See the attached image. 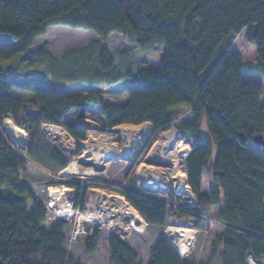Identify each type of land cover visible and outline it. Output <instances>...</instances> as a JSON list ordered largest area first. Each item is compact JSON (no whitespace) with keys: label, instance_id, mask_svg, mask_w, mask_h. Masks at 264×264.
Returning a JSON list of instances; mask_svg holds the SVG:
<instances>
[{"label":"trees","instance_id":"1","mask_svg":"<svg viewBox=\"0 0 264 264\" xmlns=\"http://www.w3.org/2000/svg\"><path fill=\"white\" fill-rule=\"evenodd\" d=\"M51 27L89 31L100 37L99 42L85 47L93 52L91 65L85 68L93 69L95 83L114 69L115 62L103 42L112 34L121 35L136 50L149 51L162 45L165 52L159 68L141 70L133 84L126 86L125 104L103 105L99 92H62L47 85L41 74L17 72L21 64L55 61L48 49H32L33 41ZM242 32L245 42L256 47L255 63L242 62L230 51ZM221 48L220 59L202 77ZM84 69L83 75H77L81 81L90 73ZM250 73L264 79V0H0L1 264H78L66 247L68 224L60 221L45 232L41 228L46 221L45 206L36 202L37 187L21 179L26 177L23 170L28 159L51 171L69 162L45 140L41 125L60 126L71 112L79 121L98 107L102 127L148 122L153 129L151 141L170 128H176L185 140L191 139L193 149L179 167L196 199L193 212L167 207V200H179L172 191L159 193L156 198L147 191H121L148 225L166 227L168 214L173 212L177 218L194 219V227L200 228L199 216L207 217L217 208V218H212L226 227L215 238L214 257L220 264H247L251 256L262 264L264 153L252 138H264V103L260 102L261 85L243 78ZM27 105H34L36 112L31 113ZM4 118L29 132L25 151L9 141L3 130ZM74 125L65 129L77 142L79 152L78 142L84 140L85 130ZM205 174L216 190L202 188ZM131 180L134 186V178ZM69 185L75 188L79 209H83L85 190L91 185ZM135 225L136 221L132 227ZM104 239L109 264H141L127 240L117 234ZM101 240L98 230L84 239L82 247L87 256L94 254ZM149 254L147 264H190L162 237Z\"/></svg>","mask_w":264,"mask_h":264},{"label":"rangeland","instance_id":"2","mask_svg":"<svg viewBox=\"0 0 264 264\" xmlns=\"http://www.w3.org/2000/svg\"><path fill=\"white\" fill-rule=\"evenodd\" d=\"M45 33V35L33 41L32 49H38L41 47L48 49V51L54 55L55 61L49 59L42 61V63L31 64V66L21 64L18 66L17 72H33L41 74L45 77V82L47 85L53 88L55 87L62 92H68L71 94L81 93L84 95L87 94L88 91L99 92L104 100L103 105L110 104L118 106L125 104L128 100V94L125 89L126 86L133 84L135 81L134 79L137 78L141 70L145 68H159L160 58L165 52L164 46L162 45L154 46L149 49V51L136 50L133 44L128 40H124L121 35L117 33L112 34L105 41L103 40V42L107 48V52L111 60L115 62V66L113 70L105 72L104 76L99 80V82L97 81L99 84L97 85V82L95 83V79H93V69H91V67H89L90 69L85 68L88 64H90L89 59L93 54L91 48L85 47H90L91 45L93 46L95 42L100 41V37L89 31H80L76 29L71 30L66 27H51L48 28ZM255 50V45L245 42L243 32L235 38V41L230 46V51L234 54L236 53L240 61L246 63H255ZM222 53V48L215 52L212 61L206 66L202 77H204V75L214 68ZM82 68H85V71L88 70V72H90L86 81L77 79V75H83L81 73ZM243 78L246 80L251 79L253 82L257 84L259 83L261 85L263 88V95L260 98V102L264 103L263 77H261L260 74L250 73L249 75L243 74ZM26 108L33 114L37 110L34 105H27ZM99 109L100 107L90 109L88 115L86 116L87 118L79 121H76L74 118L75 112H71L66 115V117H64L62 125L60 126H52L51 124L47 125V123L41 125V130L45 140H47L53 148L65 154L69 158V162L75 160L85 151L83 144L89 142L96 143V140L89 138L88 125H85L83 122H91L94 124V131L98 134L111 133L113 135V139L110 143H114L113 145L119 152V154H116L117 156L119 155L118 158H111V160L107 162L104 172L101 171L100 175L90 177H79L73 174H64L61 172V170L65 167L58 169V171H51L49 168H46L45 166L28 159L29 162L23 170V174L26 177L22 178L21 182L28 184L30 183L29 185L37 187V190L34 193L36 202H41V204L45 206L46 216V221L41 225V228L45 232H49L58 222H66L69 226L65 232V235L68 237L66 247L70 252V257L78 264H109L110 259L108 260V246H106V241L104 239L109 234H117L122 240H127L128 245L133 248V250L136 252V255L138 254L139 258L141 256L142 260H146L149 257L148 252L150 248L155 245V242L158 240V238L162 237L168 243L166 238V231L168 228L178 230L186 229L189 231V234L185 232L188 235H186L184 238H187L189 241L190 239L193 241L190 246L183 243V240L180 242L177 241L180 248L177 253L180 255V253L188 252L185 257L180 256L181 258L185 259L187 257V260H189L191 264H220L218 258L216 256L214 257L212 254V249L215 243V238L216 236L218 237L222 232L223 227H217L218 225L213 224V222L208 223L206 220L201 219L202 222L200 228H196L194 227V219L187 216H182L180 221L172 219L167 222L166 227L155 228L148 225L147 222L146 225H144L141 222L139 212H137L135 209V211L138 213V217L135 216L137 225L130 228L128 235H122L118 230L115 229V224L108 223L107 219H104L103 225H97V222L91 225L92 223L90 219H88V216H90L92 212L97 213L99 209L103 207V203H96L95 201V199L98 197V194H109L112 197H121L125 201L126 199L121 193L123 189H128L131 191L140 190L142 192L147 191L155 198L158 197L159 190L161 192L172 191V193L175 194L177 192V186H174L172 183L176 180L171 179V177H173L174 169L176 171L178 170L180 174H184L180 170L179 163L182 160H185L187 155L193 149L191 139L188 137L185 140V138H183V136L177 131L181 143L184 146H189V152L186 157L179 156L171 164H164L158 160H149L148 156L152 154L151 152L154 149L153 146L160 141L161 137H163L165 133L173 131V128H170L163 133H159L154 137L153 141H151V138L153 137V129L150 123L142 122V124H137L138 126H132L136 125L132 123V125L120 123V125L105 128L102 127L103 125L98 113ZM10 124L12 123L10 122ZM72 124L82 125L85 130L84 140L78 142L80 147L79 152L76 150L77 142L72 138L68 130L65 129V126ZM145 125H148L149 129L144 137L135 145L127 147V139L123 137L127 131L121 130L120 132V128H138ZM16 126L18 127L16 128L20 131L24 130V134L22 133L24 137L21 136L24 138V150H21L25 151L27 140L29 138V132L18 125ZM57 128L64 129L74 141L73 152L69 150V147L65 146L57 136H55L54 133L56 132L55 129ZM101 128H104V130H101ZM202 128L204 129V126ZM6 134L13 147L20 149L16 147V144L18 143L16 142L15 137L11 138L7 132ZM134 151H136V153L131 156ZM144 164L148 166L150 171L154 172L156 175L161 174L164 178H167L168 180L171 179V184L166 185L165 187L162 186L163 188L157 186L156 191L153 190L152 186L144 184L145 181H150L149 183L152 184L158 183L157 181H154V178L151 180L150 176L147 177L149 180H147L146 177L141 179L138 171L139 167L143 166ZM132 177L135 180L134 186L130 185ZM203 180L205 181L202 188L205 191L210 192V190H216V187L208 174L204 175ZM69 182H75L76 184L83 187L89 184L91 185L85 190L86 195L84 197L83 209H79L80 207L78 200L76 201L77 193L75 192L74 187H71L70 185L68 186ZM160 183L165 184L163 181H160ZM186 186H188L187 180ZM50 187L60 190L59 193H56L58 197L53 196V194L50 193ZM181 190L182 189H180V191ZM93 191L97 194L96 197L94 196ZM190 199H188L187 202V210L192 209L190 207H192L191 204L194 203V199L192 197ZM27 206L28 212L30 213L32 211V206L30 203H28ZM218 210L219 209L214 208L212 211H210L207 217L217 218ZM169 216L172 218V216L176 215L171 212ZM84 220L88 221L91 225V229L89 231H86L82 225V221ZM130 224V226H132V223ZM142 225L145 227L141 228ZM94 230L99 231L100 235L102 236V240L96 244L97 247L94 254L87 256L82 244L84 239L90 236ZM169 244L172 246L171 243ZM262 264H264V261Z\"/></svg>","mask_w":264,"mask_h":264},{"label":"bare ground","instance_id":"3","mask_svg":"<svg viewBox=\"0 0 264 264\" xmlns=\"http://www.w3.org/2000/svg\"><path fill=\"white\" fill-rule=\"evenodd\" d=\"M83 123L85 125H88L89 138L96 140V143L89 142L83 144L85 151L75 160L69 162L68 165L61 170V172L67 175L69 174L77 175L79 177L80 176L90 177V176L100 175V172L103 171L102 170L103 165L109 160H111V158H118L119 155L117 156L116 154H119V152L113 145L114 143H110L113 139V135L111 133L98 134L94 131L95 129L94 124H92L91 122H83ZM148 129H149L148 125L138 128H128V129H125V127H121L120 132L121 130L127 131V133L123 137L127 139V147H128L138 143V141L141 140L144 137V135L148 132ZM9 131L12 132L13 134L15 131L14 137L18 144L23 143L21 142V140L23 141V137H21L22 131L14 129L13 127H10ZM55 131H56L54 133L55 136H57L58 139L61 140L62 143L65 146L69 147V150L73 152L74 141L70 138L69 134L66 133L64 129L61 128H57L55 129ZM153 147L154 149L151 152L152 154L148 156V159L153 161L158 160L159 162H162L164 164L165 163L171 164L179 156L186 157V155L189 152V146L188 145L184 146L181 143L178 132L175 130L165 133L164 136L161 137L160 141L157 142ZM134 154L135 152H133L131 156H133ZM143 166L139 167V171H138L141 179H144L146 177V179L149 180L147 177L150 176L151 180L152 178H154V181L158 182L155 184L149 183L150 181L144 182V184L152 186L153 190L156 191L157 186L163 188L167 184H171V179H175L177 182L180 183L179 188L183 189V191L186 193L189 191V189H187L186 186L181 185V184L184 185L186 183V178H184V176L180 174L178 170L176 171L174 169L173 177H171V179L168 180L167 178H164L160 173H158L160 175H156L154 172L150 171V168L145 164ZM162 180L165 181V184L160 183V181ZM59 191L60 190L57 188L50 187V193L53 194V196H57L56 193H59ZM93 193L94 196L96 197L97 194L94 191ZM95 201L96 203H103V207H101V209H99L97 213L92 212V214L88 216V219H90L92 223L91 225H93L95 222H97V225H103L104 219H107L108 223L115 224L114 226L115 229L118 230L122 235L123 234L128 235L127 234L128 231L135 224L134 223L135 216H137L136 215L137 212L130 205V203L126 202L121 197H117V196L112 197L109 194H98V197L97 199H95ZM130 223H132V226H130L131 225ZM185 232L189 233L188 231ZM177 237L178 236L173 229H168V231H166V238L168 240V243L172 244L176 252L179 251V244L177 243ZM192 243L193 241H191L190 244ZM185 244L190 246L188 242H185Z\"/></svg>","mask_w":264,"mask_h":264},{"label":"built area","instance_id":"4","mask_svg":"<svg viewBox=\"0 0 264 264\" xmlns=\"http://www.w3.org/2000/svg\"><path fill=\"white\" fill-rule=\"evenodd\" d=\"M10 122L12 123V124H10ZM10 127H13L14 129H17L18 127L15 125V123H14V121H11V119L10 118H4L3 119V130H4V132H7L8 133V135L11 137V138H13L14 137V135H15V131H14V134L12 133V132H10L9 131V128ZM17 127V128H16ZM17 130H19V129H17ZM22 133L24 134V130L22 131ZM23 136V135H22ZM24 137V136H23ZM24 139V138H23ZM23 143H21L20 145L19 144H16V147L17 148H20V149H23L24 150V148H23V145H24V140L22 141ZM24 157H26V155H24ZM29 162V161H28ZM183 176H184V178H186V176H185V174H183ZM186 180H187V178H186ZM174 186H177V192L174 194V196L175 197H179V200L178 201H174V202H171V201H168L167 200V202H165V205L167 206V207H169V208H172V209H175V210H183V211H185V212H187V213H189V212H193V208H194V206H195V203H196V199L194 198V196H193V194L191 193V189L189 188V186H186V183L183 185V184H181L182 186H186L187 187V189H189V191L186 193V192H184L183 191V189L180 191V189L181 188H179V185H180V183L179 182H177V181H173V183H172ZM193 198L194 199V203L193 204H191L192 205V207H190V208H192V209H189V210H187V202H188V199H190V198ZM165 199L167 198L166 196L164 197ZM191 200V199H190ZM199 218H201V219H203V220H206L208 223H211V222H213V224H216V225H218L217 227H219V226H221V227H226V225H225V223H223V222H219V221H217V220H215L214 218H209V217H206V216H199ZM91 229V228H90ZM174 248V247H173ZM174 250H175V248H174ZM177 253V252H176ZM178 254V253H177ZM179 256H181V255H179ZM247 264H257V263H255L253 260H252V258H251V256H248L247 257Z\"/></svg>","mask_w":264,"mask_h":264},{"label":"crops","instance_id":"5","mask_svg":"<svg viewBox=\"0 0 264 264\" xmlns=\"http://www.w3.org/2000/svg\"><path fill=\"white\" fill-rule=\"evenodd\" d=\"M136 151H137V149H136ZM136 151H134L135 153H136ZM163 181V180H162ZM204 181L205 180H203V186H204ZM163 182H165V181H163ZM167 185H169V184H167ZM163 190H165V189H163ZM159 193H165V192H161L160 190H159ZM140 218H141V222L144 224V225H146V222L143 220V218L140 216ZM171 218V216H169V214H168V217H167V222L168 221H170V220H172V219H176V221H180V219H182L181 217H176V216H172V218ZM176 224H178V223H176ZM137 225V224H136ZM144 225H142V227L141 228H144L145 226ZM175 225V224H174ZM177 226V225H176ZM168 229H173V228H168ZM175 232H176V234H177V241H181V240H183V243H185V242H188L189 244L191 243V239H190V241L187 239V238H184L186 235H188V234H186L185 233V231H187V230H181V229H173ZM168 231V230H167ZM189 232V231H188ZM153 248V246L150 248V250H149V252L151 251V249ZM132 250H133V248H131ZM180 249V248H179ZM133 252L136 254V252L133 250ZM149 252H148V254H149ZM188 253V252H187ZM187 253H180V255H181V257H185L186 255H187ZM147 254V255H148ZM138 255V254H137ZM109 256V255H108ZM139 256V255H138ZM110 259V256H109V258H108V260ZM140 262H141V264H147L148 263V261H149V259H150V254H149V257H148V259H146V260H142L141 259V256H140ZM185 260L188 262V263H190L191 264V262L189 261V260H187V257L185 258Z\"/></svg>","mask_w":264,"mask_h":264},{"label":"water","instance_id":"6","mask_svg":"<svg viewBox=\"0 0 264 264\" xmlns=\"http://www.w3.org/2000/svg\"><path fill=\"white\" fill-rule=\"evenodd\" d=\"M76 127H81V128H83L82 125H78V124L76 125ZM101 130H104V128H101ZM110 130H111V129H110ZM110 130H109V131H110ZM173 130L177 131L176 128H173ZM241 138L243 139V135H241ZM252 142H253L257 147H259V148L261 149V152L264 153V138L262 137V135H261V136H254V137L252 138ZM151 191H152V190H151ZM263 204H264V203H263ZM82 225L84 226V228H85L86 231H89V230H90L91 225H90V223H89L88 221H86V220L82 221ZM0 264H1V261H0Z\"/></svg>","mask_w":264,"mask_h":264}]
</instances>
